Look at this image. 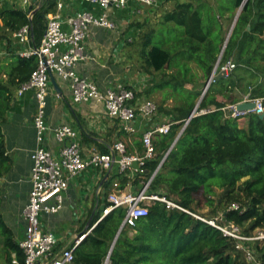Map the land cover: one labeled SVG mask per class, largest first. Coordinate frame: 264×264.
<instances>
[{
  "label": "trees",
  "instance_id": "16d2710c",
  "mask_svg": "<svg viewBox=\"0 0 264 264\" xmlns=\"http://www.w3.org/2000/svg\"><path fill=\"white\" fill-rule=\"evenodd\" d=\"M242 1L215 0L214 4L204 0L177 1L164 13L156 29L138 38L139 53L146 66L155 72L175 68L163 73L155 85L163 89L166 85H179L187 92L181 104L163 111L175 122L167 134L155 137V155L144 165L147 178L161 163L150 190L164 193L192 213L199 196L205 198L206 205L213 204L215 188L223 190L220 202L241 192L244 199L233 202L238 204L236 209L230 208L231 203L210 217H219L221 223L232 222L243 233L252 234L264 233V115L248 113L246 126H241L237 119L225 116L220 109L245 95L264 98V0H245L241 6ZM54 6L51 0H40L32 5L31 18L27 10L13 3L5 2L0 8V40L6 44L8 53L0 60V176L9 169L1 124L14 90L29 78L37 64L35 55L15 53L18 43L13 33L29 25V44L37 46L47 14ZM240 6L218 63L220 66L231 60L235 66L225 76L212 81L199 100L197 110H208L194 114L184 125L183 119L189 116L202 92L184 87L186 83H195L192 66L201 71L204 79L211 74L226 37L221 18L227 15L232 19ZM132 141L135 151L141 152V134ZM102 151L108 152V147ZM115 178L119 179L120 188L128 180L123 175L112 174L107 179L108 186ZM187 211L167 209L159 201L150 203L146 216L120 230L108 264H251L232 239ZM124 212L122 207L113 209L93 226L73 249V259L68 264H104ZM99 213L97 208L89 227ZM252 247L264 264V238L252 242ZM13 258L17 264H24V254L14 232L0 215V261L16 264Z\"/></svg>",
  "mask_w": 264,
  "mask_h": 264
},
{
  "label": "built area",
  "instance_id": "2783aa9c",
  "mask_svg": "<svg viewBox=\"0 0 264 264\" xmlns=\"http://www.w3.org/2000/svg\"><path fill=\"white\" fill-rule=\"evenodd\" d=\"M73 1L89 2L96 5L100 12L78 10L65 19H61L59 10L63 2L58 0L57 11L47 14L44 33L37 46L29 44L31 36L29 25H24L13 33L17 43L23 45L19 54L37 57V64L29 78L16 88L18 96L27 90L33 91L36 104L32 119L36 146L30 153L32 162L30 189L27 203L22 212L23 235L18 240L19 247L24 254V264H68L73 259L75 246L105 215L118 207L125 210L120 228L132 226L138 218L146 216L148 205L154 201L164 203L167 209L176 208L187 211L164 193L150 190L156 170L149 177L145 178L144 176L145 163L155 155V137L167 134L175 121L166 117L158 119L157 104L151 99H139L132 88L117 85L115 88H107L102 91L93 80L78 75L75 70L76 64L87 58L85 40L89 36L91 27L117 29V23L107 13L110 7L125 9L130 1L152 5L155 0ZM5 2L13 3L15 6L27 10L28 17H32L33 10L31 8L32 5H35L32 0H0V8ZM234 66V62L228 60L220 66L217 65L216 72L224 71L227 74ZM51 73L68 82L72 103L95 101L102 104L107 116L118 123L121 131L127 134L137 132L136 122L138 119L148 123L141 133L142 151L128 152L125 142L117 139L109 146L108 152L101 153L91 150L84 153L78 141L76 129L67 123L53 127V136L60 145L58 154L54 155L48 150L43 145V141L47 129L45 109ZM263 100L264 98L261 97L250 98L245 95L242 100L225 103L220 109L224 111L225 116L239 121L244 119L248 113H263ZM245 101H253L255 106L251 109L238 110L237 103ZM207 110L194 109L187 118L183 119L184 125L194 114ZM89 168L107 173L114 170V174L126 175L131 180L138 178V187L126 190L120 188L117 178L112 180L107 193H105V202L100 206L99 216L90 229L75 237L69 246L57 249V238L53 232L44 230L40 226V214L57 213L64 202L70 179ZM237 207V203L230 205V208L233 209ZM189 213L217 228L228 239H232L235 247L244 252L249 263L262 264L257 259L252 247V242L264 238L262 231L245 234L238 225L232 222H219V217L204 218L195 213ZM12 262L17 264L14 258Z\"/></svg>",
  "mask_w": 264,
  "mask_h": 264
},
{
  "label": "crops",
  "instance_id": "0c3cea01",
  "mask_svg": "<svg viewBox=\"0 0 264 264\" xmlns=\"http://www.w3.org/2000/svg\"><path fill=\"white\" fill-rule=\"evenodd\" d=\"M51 1L55 3L52 12L57 11L58 0ZM60 1L63 2L59 10L61 19H65L78 10L100 12L96 5L86 1ZM168 2L170 0H155L152 5H146L130 1L125 9L110 7L107 13L118 27L112 31L101 27H91L89 36L85 40L87 58L79 61L75 66L78 75L93 80L102 91L115 88L117 85H129L133 90L140 91L149 87L148 84H154L151 89H159L155 85L158 79L151 81L157 73L153 69V72L148 74L143 71L134 73L130 70V65L126 64L129 58H126L127 56L123 53L126 51L127 36L120 37V33L124 32H122L123 27L131 17L142 20L159 16L162 18L164 13L172 8L166 5ZM120 42L123 46H120ZM1 46H4L2 40H0ZM15 46L17 47L15 53H19L23 48V45L19 43ZM5 55L7 57V54ZM52 80L56 85H53ZM161 96L162 101L166 99L165 103L167 100L171 101L170 98ZM35 106L33 91L27 90L18 96L15 89L10 108L1 124L5 155L9 158V169L0 176V215L13 230L17 241L23 235L22 212L30 189L32 163L30 153L36 146L32 121ZM45 112L47 129L43 145L54 155L58 154L60 145L53 136V127L61 123L70 124L76 129L78 141L84 153L91 150L102 153L105 147L109 148L110 144L117 139L123 140L129 151L136 152L132 140L137 139L143 129L148 126V123L138 119L137 132L127 134L121 131L118 123L107 116L102 104L95 101L72 103L68 82L54 73L50 74ZM160 117L171 119L170 115L158 112V119ZM239 123L241 126H246V119L239 120ZM114 172L112 170L107 173L90 168L83 170L70 179L61 209L55 214H40V226L44 230L53 232L57 238L58 249L69 246L75 237L86 229V224L92 219L96 209H100L105 202V193L109 189L107 179ZM123 176L128 179L124 189L133 190L138 187V178L131 180L126 175Z\"/></svg>",
  "mask_w": 264,
  "mask_h": 264
},
{
  "label": "rangeland",
  "instance_id": "374dc122",
  "mask_svg": "<svg viewBox=\"0 0 264 264\" xmlns=\"http://www.w3.org/2000/svg\"><path fill=\"white\" fill-rule=\"evenodd\" d=\"M177 1L178 2L179 1L180 2H184V1L196 2V0H170V2L166 3V5L168 7L169 6L173 7V4ZM204 1H209L213 4L215 2V0H204ZM213 13L215 14V12H213ZM233 18L231 19V17H228L227 15H225L224 17L221 18V25H222L224 33L227 34V32L231 26V23L233 21ZM161 19L162 18L160 16L157 18H153V19L152 18H148V19L145 18L144 20L137 19L136 17L135 18L131 17V19H129L125 23V26L123 27V30H122V32L123 31L124 32L120 33L121 34L120 37L122 35L127 36V39H125L126 51H123V53H124V55L127 56L126 58H129V60L126 61V64L130 65L129 67H130V70L132 72L136 73L137 71H143L146 74H148V72H153L151 68H149L148 66H146L144 64L142 57L140 56V53H139V50H140L139 41L140 40L138 38V32H139V35H142L143 33L147 32L151 29H156L158 27ZM110 31H112V30H110ZM163 33H164V37H166L168 35L166 32V29L163 30ZM137 38H138V40H137ZM157 38H158V35L155 36V40H158ZM5 45L6 44L4 43V46L0 47V60H2L3 58L6 57L5 54H7V56H8V53L6 52V49H5ZM120 46H123L122 42H120ZM192 68H193V72L196 76L195 83L194 84L186 83L184 85V87L188 88V89H200L203 92L204 91V85L206 83L207 78L204 79L201 76V71L198 70L195 66H192ZM170 71H175V68L172 67L170 69H166V72L169 73ZM166 72H157L156 74H154L153 80H151V81L154 82L155 79H158V81H159L162 78L163 73H166ZM153 85L154 84H152V85L148 84L147 86H149V87H147L146 89L140 90V91H135V93L137 94L136 96L139 99L148 98V99H151L152 101H154L156 104L159 103L158 107H160V109L162 110L161 111L158 109V112H160V113L161 112L164 113L163 112L164 110L171 109V108L181 104L182 97L183 96L185 97L187 95L186 90H185V92H183L182 87L179 85L177 86V85L172 84V85L164 86V89L163 88L151 89V87ZM192 85H194V86H192ZM126 87L132 88V86H129V85H127ZM180 93L182 96L180 95ZM161 95L166 96V98H170L171 101L167 100V102L165 103L166 99H164L162 101ZM198 101H199V97L195 100L194 107H198V104H199V103H197ZM222 191L223 190H219V189L215 188V195L212 197L213 204L211 206L206 205L207 202L205 201V198L199 196L198 204L195 205V213L199 216L204 217V218H208V217L215 215L216 213L220 212L224 207H227L231 203L240 202L241 200L244 199V197H242L241 192H235L231 196L226 197V199H224L223 201L220 202L219 196L221 195ZM263 207H264V204H263ZM0 264H2L1 261H0Z\"/></svg>",
  "mask_w": 264,
  "mask_h": 264
},
{
  "label": "water",
  "instance_id": "95a60500",
  "mask_svg": "<svg viewBox=\"0 0 264 264\" xmlns=\"http://www.w3.org/2000/svg\"><path fill=\"white\" fill-rule=\"evenodd\" d=\"M32 1H33L34 3H38L39 0H32ZM244 2H245V0L242 1L241 6H242V4H243ZM241 6H240L239 9L237 10V12H236V14H235V16H234V18H233V21H232V23H231V26H230V28H229L227 34H226V37H225V40H224V43H223V46H222L221 52H220V54H219V57H218V59H217L215 65H214V67H213V69H212L211 74H210V75L207 77V79H206V83H205V85H204V91H203V92L201 93V95L199 96V100L202 98L203 94L205 93V91L207 90L208 86L210 85V83H211L212 81H217L219 78H221V77H223V76L226 75V72H224V71H223V72H216V67H217V65H218V63H219V59H220L221 54H222V52H223V49H224V47H225V45H226V43H227L228 37H229V35H230V33H231V30H232V28H233V26H234V24H235V22H236V20H237V16H238V13H239V11H240V9H241ZM215 72H216V73H215ZM52 83H53V85H56L55 82H54V80H52ZM56 89H57V87H56ZM57 90H58V89H57ZM197 103H199V101H198ZM254 106H255V104H254L253 101H245V102H239V103H237L236 108H237L238 110H246V109H251V108H253ZM196 108H197V107H194V108L192 109V111H194V109H196ZM192 111H191V112H192ZM259 115H260V116H263V115H264V112H263V113H259ZM182 129H183V127H182ZM182 129H181V130L179 131V133L176 135V137H175L174 141L172 142V144H171L170 148L168 149V151L171 150V148L174 146V144H175L176 140L178 139V137H179V135H180ZM163 160H164V158H163ZM160 164H161V163H160ZM160 164H159V166L157 167L156 171H157L158 168L160 167ZM156 171H155V172H156ZM89 222H90V221H88L87 224H86V227H85L86 229H85L84 231H82L80 234L85 233L87 230L90 229V227H89ZM121 229H122V228H119V230H118L117 233H116V236H115V238H114V240H113V242H112V244H111V246H110V249H109V252H108V254H107V256H106V259H105V261H104V264H108V261H109V254H110L111 249H112V247H113L114 241H115V239H116V237H117V235L119 234V232H120ZM80 234H79V235H80Z\"/></svg>",
  "mask_w": 264,
  "mask_h": 264
}]
</instances>
